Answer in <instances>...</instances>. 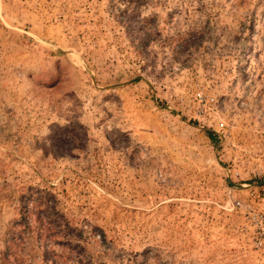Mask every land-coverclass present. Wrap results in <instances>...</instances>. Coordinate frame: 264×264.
Listing matches in <instances>:
<instances>
[{"label":"rangeland","instance_id":"374dc122","mask_svg":"<svg viewBox=\"0 0 264 264\" xmlns=\"http://www.w3.org/2000/svg\"><path fill=\"white\" fill-rule=\"evenodd\" d=\"M263 190L264 0H0V264H264Z\"/></svg>","mask_w":264,"mask_h":264},{"label":"trees","instance_id":"16d2710c","mask_svg":"<svg viewBox=\"0 0 264 264\" xmlns=\"http://www.w3.org/2000/svg\"><path fill=\"white\" fill-rule=\"evenodd\" d=\"M204 132L207 139L210 142H213L214 134L208 130H204ZM41 193V204H39L40 201H37L38 204L33 205V207L40 208V211L43 213V216H38L39 227L43 228L45 233L48 234L49 237L60 235V237H62L67 243L76 240L75 236L71 235V233H73V228L68 226L66 221L64 222L63 220H61V214H59V212L55 210L53 194H51L47 190H43ZM24 209L25 208H19V215H21V218L30 215V210L28 211L27 209ZM42 219L45 220V222L41 223ZM13 224H19V222L15 221ZM23 227L27 229V223H24ZM41 234L42 232L39 231L38 236H40Z\"/></svg>","mask_w":264,"mask_h":264},{"label":"built area","instance_id":"2783aa9c","mask_svg":"<svg viewBox=\"0 0 264 264\" xmlns=\"http://www.w3.org/2000/svg\"><path fill=\"white\" fill-rule=\"evenodd\" d=\"M251 197L245 202L234 201L231 208L242 210L245 220L252 228L253 247L264 259V190L261 195Z\"/></svg>","mask_w":264,"mask_h":264}]
</instances>
